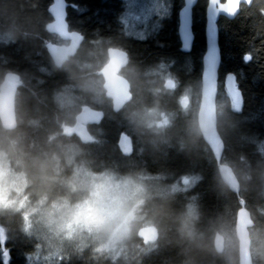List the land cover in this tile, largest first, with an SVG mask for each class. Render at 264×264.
<instances>
[{"label": "clouds", "instance_id": "clouds-1", "mask_svg": "<svg viewBox=\"0 0 264 264\" xmlns=\"http://www.w3.org/2000/svg\"><path fill=\"white\" fill-rule=\"evenodd\" d=\"M196 3L184 0L182 21ZM205 4L209 16L221 10ZM69 6L0 0V46L39 41L47 56L33 72L0 55V264L18 245L24 264H264V139L247 138L255 159L223 150L243 104L232 74L219 94L211 68L182 83L174 58L143 64L117 42L157 32L172 0H121L115 37L86 36ZM252 8L262 19L246 62L264 56V39L253 44L264 37V0L223 9L231 18ZM105 119L121 129L116 157L105 153ZM202 151L214 162L207 191L223 201L212 212L195 191L203 172L161 163Z\"/></svg>", "mask_w": 264, "mask_h": 264}, {"label": "trees", "instance_id": "trees-1", "mask_svg": "<svg viewBox=\"0 0 264 264\" xmlns=\"http://www.w3.org/2000/svg\"><path fill=\"white\" fill-rule=\"evenodd\" d=\"M67 19L75 28L83 30L86 36L91 37L94 30L99 29L103 36H118L116 14L120 11L121 0H68ZM48 0H41V8L46 7ZM71 5L79 6L84 11H76ZM182 6V0H177L173 17L164 21V31L157 36L149 35L144 40H138L132 36L126 37L118 43L125 46L133 59L143 64L154 62L160 57L174 58L176 64L173 71L180 76L182 83L199 81L201 76V60L205 51V0H198L193 10L192 31L194 41L189 53L181 51L177 35V10ZM246 11H253L254 15H245ZM255 9L242 10L233 20L220 18L219 48L221 64L219 69L218 93L224 92V78L228 74L235 77L236 88L243 98L242 111L233 113L236 122L235 128L230 129L224 135V152L232 156L243 152L251 159H255L254 145L247 142V138L257 137L264 139V56L259 60L253 59L246 62L244 53L248 50V42L254 36V24L260 21ZM120 38V37H119ZM125 38V37H124ZM259 37L253 44L259 45ZM163 47H160V45ZM39 53V54H38ZM0 55L9 58V67L20 70L28 69L35 72L39 64L47 63V56L39 41L20 42L7 47L0 46ZM40 75V73H37ZM48 84L60 79L59 75L46 78ZM109 144L105 146L106 155L118 156L112 152L111 146L115 145L118 133L121 131L114 121L105 119L102 123ZM211 153L200 152L194 157H185L183 154L171 152L166 161H162L165 167L175 170L177 174L185 171H201L204 180L195 191L203 193L202 203L206 211L212 212L222 208L223 201L207 191L214 168V162H210ZM150 170L156 171L158 164L148 162ZM234 199V198H233ZM20 246L11 251L10 264H24L20 255Z\"/></svg>", "mask_w": 264, "mask_h": 264}, {"label": "water", "instance_id": "water-1", "mask_svg": "<svg viewBox=\"0 0 264 264\" xmlns=\"http://www.w3.org/2000/svg\"><path fill=\"white\" fill-rule=\"evenodd\" d=\"M182 0V6L179 8L177 17H178V27H177V35L181 46V51L183 53H189L192 49L193 41H194V34L192 31V19H193V10L196 7L197 3L192 7L190 16H188L185 20H181L180 10L183 7ZM218 3H220L221 10L212 16H209V14L206 12L205 8V26H204V38H205V51L202 56L201 60V76L200 79H202L204 75V71L206 67H209L213 70V74L216 80V83L218 85V79H219V69L221 64V54H220V48H219V28H218V21L220 18H225L227 20H233L235 19L239 13L236 14L234 17H229L223 9L229 5V0H218ZM187 35H190L191 39L187 42L188 48L184 49V44L186 43L185 37ZM226 77L224 78V84L226 81ZM235 82V77L232 75ZM218 91V89H217ZM224 150V149H223Z\"/></svg>", "mask_w": 264, "mask_h": 264}, {"label": "bare ground", "instance_id": "bare-ground-1", "mask_svg": "<svg viewBox=\"0 0 264 264\" xmlns=\"http://www.w3.org/2000/svg\"><path fill=\"white\" fill-rule=\"evenodd\" d=\"M162 23H163V27L160 28L157 32L153 33L151 36H157L158 34H160V33H162V32L164 31V29H165V27H164V26H165V25H164V21H163ZM117 33H118V31H117ZM122 39H123L124 41H126V42H127V41L132 42V41H130V40H126V38H124V37H120V38H119V40H122ZM123 40H122V41H123Z\"/></svg>", "mask_w": 264, "mask_h": 264}, {"label": "rangeland", "instance_id": "rangeland-1", "mask_svg": "<svg viewBox=\"0 0 264 264\" xmlns=\"http://www.w3.org/2000/svg\"><path fill=\"white\" fill-rule=\"evenodd\" d=\"M176 2H177V0H172L171 15H170L169 18H166L164 21L169 20V19H171L173 17L174 11L176 9ZM177 12H178V10H177Z\"/></svg>", "mask_w": 264, "mask_h": 264}, {"label": "snow or ice", "instance_id": "snow-or-ice-1", "mask_svg": "<svg viewBox=\"0 0 264 264\" xmlns=\"http://www.w3.org/2000/svg\"><path fill=\"white\" fill-rule=\"evenodd\" d=\"M190 39H191L190 35H187V36L185 37V41H186V43H187Z\"/></svg>", "mask_w": 264, "mask_h": 264}, {"label": "flooded vegetation", "instance_id": "flooded-vegetation-1", "mask_svg": "<svg viewBox=\"0 0 264 264\" xmlns=\"http://www.w3.org/2000/svg\"><path fill=\"white\" fill-rule=\"evenodd\" d=\"M178 27V17H177V26H176V28ZM132 37H134V38H136V39H138V40H141V39H139V38H137V37H135V36H132ZM144 40V39H143Z\"/></svg>", "mask_w": 264, "mask_h": 264}]
</instances>
